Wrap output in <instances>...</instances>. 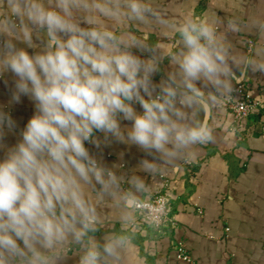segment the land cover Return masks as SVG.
<instances>
[{
    "label": "clouds",
    "instance_id": "9594fccd",
    "mask_svg": "<svg viewBox=\"0 0 264 264\" xmlns=\"http://www.w3.org/2000/svg\"><path fill=\"white\" fill-rule=\"evenodd\" d=\"M243 32L257 37L250 54L230 39ZM165 59L171 70L154 83ZM249 72L264 74V12L177 21L155 0H0V78H15L9 103L35 106L11 146L17 124L0 106V264H63L70 253L78 264H148L169 210L148 177L215 141L210 121ZM111 139L152 159L129 175L86 147Z\"/></svg>",
    "mask_w": 264,
    "mask_h": 264
},
{
    "label": "crops",
    "instance_id": "0c3cea01",
    "mask_svg": "<svg viewBox=\"0 0 264 264\" xmlns=\"http://www.w3.org/2000/svg\"><path fill=\"white\" fill-rule=\"evenodd\" d=\"M155 3L177 21L188 14L209 11L220 17L238 16L247 21L264 12V0H155ZM152 39L165 45L171 42L161 38L159 33H153ZM230 39L245 54L252 53L257 43V37L247 32L230 36ZM27 50L29 54L34 52ZM133 51L142 58L148 57L147 53ZM170 70L169 61L165 59L161 71L153 76L154 83L159 84ZM14 79L11 73L0 78V106L17 124L14 132L6 130L4 142L8 146L17 142L20 130L35 112L33 101L26 96H22L19 103H9ZM244 81L252 93L261 95L264 74L249 72ZM134 107L138 112L143 111L139 104ZM210 123L215 128L214 142L197 146L195 156L177 169L169 170L163 175L164 179L148 177L155 192L162 189L165 179L169 181L167 195L176 218V226L164 229L159 236L157 251L148 257V264H190L177 259L179 243L189 249L195 264H264V134L259 126L246 120L234 124L226 109ZM121 125L130 127L131 122L121 121ZM96 135L103 139L102 133ZM86 147L105 165H122L119 171L129 175L141 160L152 159L137 146L115 139L100 148L90 143H86ZM2 156L0 152V158ZM105 231L95 233L96 238L102 241ZM78 260V255L70 253L63 264H78Z\"/></svg>",
    "mask_w": 264,
    "mask_h": 264
},
{
    "label": "built area",
    "instance_id": "2783aa9c",
    "mask_svg": "<svg viewBox=\"0 0 264 264\" xmlns=\"http://www.w3.org/2000/svg\"><path fill=\"white\" fill-rule=\"evenodd\" d=\"M235 89L236 91L233 95L236 100L225 106V109L231 115L233 123L237 124L238 122L246 120L255 126H259L260 131L264 134V90H262L261 95L256 96L248 89L247 82L245 81L237 84ZM162 178L164 179L163 176ZM168 189L169 181L165 179L162 189L159 192H155L153 196V199L164 196L168 201L169 210L167 223L164 226V229L176 226V218L167 195ZM198 211L201 213L202 210L199 208ZM226 230L229 231L230 229L226 228ZM176 257L178 260L195 264L191 252L183 243H179L177 245Z\"/></svg>",
    "mask_w": 264,
    "mask_h": 264
}]
</instances>
